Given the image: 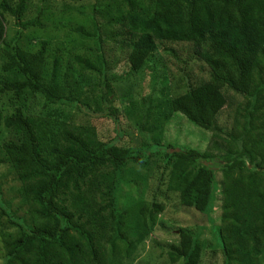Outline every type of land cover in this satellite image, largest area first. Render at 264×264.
I'll list each match as a JSON object with an SVG mask.
<instances>
[{
	"label": "trees",
	"instance_id": "1",
	"mask_svg": "<svg viewBox=\"0 0 264 264\" xmlns=\"http://www.w3.org/2000/svg\"><path fill=\"white\" fill-rule=\"evenodd\" d=\"M30 3L0 0V93L12 94L16 101L40 97L47 105L74 104L89 117L113 118L114 92L103 45L114 27L126 37L123 42L130 48L128 62L134 73L160 47L178 43L193 45L195 55L210 69L208 82L157 111L163 119L177 112L220 137L217 120L228 104L222 89L245 99L235 113L222 156L211 149H172L165 166L173 162L167 189L182 207L194 209L207 222L220 192L218 236L224 264H264V0H97L96 15L88 16L92 31L74 29L96 49L94 60L74 59L80 72L100 78L101 94L92 99L83 97L71 77H61L59 55L48 70L46 41L35 51L29 48L24 32L44 29L47 15L43 9L29 19ZM7 16L18 29L10 40ZM0 129L9 136H1L6 139L2 153L29 206V218H17L2 202L0 190V217L6 218L1 227L15 229L1 230L4 264H127L133 259L151 235V219L165 206L157 200L159 188L149 203L119 214L115 192L126 165L147 164L148 147L142 153L131 152L119 147L118 139L100 141L94 127L28 115L21 108L6 116L0 112ZM238 142L241 148L236 149ZM216 161L222 165L219 191L212 168ZM179 252L182 264H201V248L184 231L179 234Z\"/></svg>",
	"mask_w": 264,
	"mask_h": 264
},
{
	"label": "rangeland",
	"instance_id": "2",
	"mask_svg": "<svg viewBox=\"0 0 264 264\" xmlns=\"http://www.w3.org/2000/svg\"><path fill=\"white\" fill-rule=\"evenodd\" d=\"M28 18H34L43 9L44 29L25 31V40L32 51L39 48L43 41L48 43V70L51 72L54 57L60 56L61 77H71L70 81L79 86L85 98L101 94L100 78L96 73L79 71L75 65V57L82 56L94 60L96 49L89 42L82 41L75 33L76 27H84L92 31L93 24L90 15H96L97 0H30ZM7 40H10L18 30L13 18L6 17ZM101 25L104 22L99 20ZM119 33L121 35H119ZM112 34V36L110 35ZM105 39L103 49L108 67V83L114 92L112 96L113 118H97L87 116L74 104L47 105L40 98L25 97L23 102L16 101L12 94L0 93V112L9 115L16 108H21L28 115L50 118L73 126L94 127L102 142L117 140L118 146L131 152L142 153L146 147L151 151L145 166L136 163L126 165L119 175L115 197L119 214L149 203L157 189L161 195L158 202L165 210L156 213L151 219V235L139 247L135 256L127 264H182L179 252V234L189 233L202 250L201 264H224L218 228L222 216V196L218 192L212 204L215 212L208 217V222L194 209L182 207L175 194L167 189L169 168L167 155L173 150L195 149L201 152L210 150L215 156H222L229 145L228 134L235 125V113L245 103V99L233 91L224 88L228 104L221 111L217 127L222 131L220 137H214L212 131L203 130L182 114L171 112L168 119L159 116L158 110L166 109L167 102H173L185 95L190 88L208 82L210 69L200 60L191 44H165L155 54L154 58L138 73L130 69L128 56L130 48L124 44L126 37L119 28H112ZM124 41V42H123ZM127 41V40H126ZM90 48L91 51L86 49ZM91 54V55H90ZM96 57V56H95ZM3 60L0 56V67ZM82 98V101L85 99ZM245 105V104H244ZM144 125V128H143ZM7 133L0 129V190L2 202L17 216L29 218V206L25 203L22 187L17 180L11 164L2 153V144ZM217 142L219 149L214 148ZM153 143L159 144L155 146ZM237 148H241L238 142ZM233 147V146H232ZM215 171L214 187L220 189L222 180V165L213 162ZM163 185H162V184ZM162 185L159 187V185ZM1 214V210H0ZM6 218L0 217L1 230H8ZM0 237V248H1ZM172 246L171 250L170 247ZM0 264H4L0 250Z\"/></svg>",
	"mask_w": 264,
	"mask_h": 264
}]
</instances>
